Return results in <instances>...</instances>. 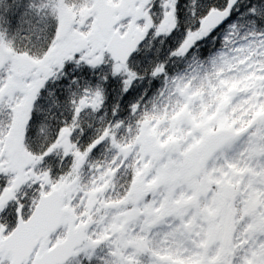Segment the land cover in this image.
I'll list each match as a JSON object with an SVG mask.
<instances>
[{
  "label": "rangeland",
  "instance_id": "obj_1",
  "mask_svg": "<svg viewBox=\"0 0 264 264\" xmlns=\"http://www.w3.org/2000/svg\"><path fill=\"white\" fill-rule=\"evenodd\" d=\"M107 1L119 8V16L128 15L129 20L116 28L123 30L121 33L130 28L142 33L151 27L148 8L138 5L123 9V0ZM57 2L59 50L49 65L53 68L51 74L46 75L45 68L37 72L39 66H34L26 57L9 54L8 44L0 47L7 51L0 50V166L4 165L3 171L0 170V179L4 182L0 198L4 192L12 191L16 202L19 201L17 191L23 187L32 183L46 187L52 182L25 147L22 150L16 144L9 145L7 131L12 127L19 135L25 134L26 125H23L28 122V112L38 91L48 77L60 70L56 63L59 57L88 56V59L97 58L100 64L111 37L100 33L95 23V0ZM169 2L170 5L165 3L166 16L159 26L160 33L171 28V19L167 16L171 15L175 0ZM218 63L220 68L215 75L181 79L177 90L153 117L140 123L141 128L134 133L136 138L130 144L116 140L111 143L114 150L110 161L83 174L85 161L82 163L78 155L75 168L84 183L76 185V179L68 184L62 179L61 184L50 188L66 191L69 196L66 206L71 210L53 241L61 240L78 225L91 222L78 255L91 257L108 252L113 261L105 259V264H234L238 249L241 251L238 263L264 264V123L260 120L264 113V49L256 55H237ZM89 103L93 105V96L89 97ZM217 120L220 128L214 130ZM213 132H221L229 141L206 166L208 169L201 170L196 149ZM61 145L56 144L55 149H62ZM68 148V153H75L73 146ZM121 169L130 171L135 180L143 183V198H136L129 211H122L116 203L109 208ZM156 191L162 195L154 204L151 201L141 205L142 200L152 197ZM239 196L247 215L251 216L247 209L252 201L259 205V210L252 220L244 218L248 222L246 226L242 219L237 223L243 228L239 237H233L234 242L230 243L231 202ZM189 201L192 202L187 209L173 213V209H182ZM152 209L159 210L161 216L156 225L150 221L155 228L147 227V223L142 225L139 220L142 212L149 220ZM219 210L227 213V229L221 242L209 249L206 233L214 225L210 217ZM159 225L163 227L157 228ZM0 232H4L1 224ZM212 237H217V232ZM79 256L69 264H79ZM3 257L0 256V264L7 263Z\"/></svg>",
  "mask_w": 264,
  "mask_h": 264
},
{
  "label": "trees",
  "instance_id": "obj_2",
  "mask_svg": "<svg viewBox=\"0 0 264 264\" xmlns=\"http://www.w3.org/2000/svg\"><path fill=\"white\" fill-rule=\"evenodd\" d=\"M36 1H11L0 7V17L6 21L11 19V27L17 34L13 40L17 54L41 60L49 54L56 24L41 8L37 15L34 14ZM165 2L156 0L148 8L151 27L142 32L143 43L126 69L117 70L106 52L97 67L76 56L63 65L56 77H50L41 86L33 101L23 140L25 150L40 158V169L50 177L52 184L45 187L32 183L17 191L19 201L15 199L2 208L0 224L4 232H0L1 239L10 234L19 215L27 218L31 214L43 190L49 192L51 186L61 184L62 179L68 184L76 179V185L84 183L82 177L78 178L75 168L78 155L86 159L82 166L85 174L110 161L114 140L130 144L141 128L140 123L153 117L177 90L181 79L215 75L222 59L229 60L248 53L256 55L264 49V0H176L171 10L172 17L167 16L171 19V28L160 33L159 26L166 16ZM212 10H229L230 17L219 29L202 37L200 24ZM120 18V25L129 20L126 14ZM28 28H32L31 33L39 35L28 37ZM24 34L27 35L25 38L19 37ZM0 45H3L2 38ZM92 96L95 107H90L92 104L84 107ZM213 127L214 130L220 128L218 120ZM63 130L72 132L70 138L75 153L65 154L64 149H56L48 154ZM117 177L115 192L119 197L125 196L133 174L121 169ZM3 188L4 182L0 179V192ZM240 256L241 253H237L234 264H240ZM3 258L8 264V257ZM105 259L104 253L81 256L79 264H105Z\"/></svg>",
  "mask_w": 264,
  "mask_h": 264
},
{
  "label": "water",
  "instance_id": "obj_3",
  "mask_svg": "<svg viewBox=\"0 0 264 264\" xmlns=\"http://www.w3.org/2000/svg\"><path fill=\"white\" fill-rule=\"evenodd\" d=\"M123 1V9H126L127 6H132L136 0ZM93 10L99 32L111 35L109 42L105 45V52L113 64L126 67L136 53L135 51L143 43V33L133 28L123 34L119 32L116 29L120 24L119 8L107 0H95ZM229 17V10H212L202 20L199 33L202 37L209 35L224 25ZM260 120L264 123V113ZM227 144L228 140L222 136L221 132L210 133L196 149L200 169H205L214 155L225 148ZM139 185H141L140 181H134L130 185L127 197L135 196L139 191ZM13 199L12 191L4 192L1 203L7 205ZM66 200L67 193L61 188L40 195L28 220L18 217L17 225L13 231L0 240V256H8L10 259L8 264H28L36 249L41 247L42 253L35 258L33 264H68L74 258L75 250L81 248L86 242L90 222L80 224L69 232L64 240L58 242L52 249H47L52 236L62 228L65 219L70 216L71 210L66 206ZM257 210H259V205L252 201L248 212L256 213ZM215 242L216 238L211 235L207 247H212Z\"/></svg>",
  "mask_w": 264,
  "mask_h": 264
},
{
  "label": "flooded vegetation",
  "instance_id": "obj_4",
  "mask_svg": "<svg viewBox=\"0 0 264 264\" xmlns=\"http://www.w3.org/2000/svg\"><path fill=\"white\" fill-rule=\"evenodd\" d=\"M13 2V1H15V0H0V7H5V6H7L8 5V3L9 2ZM58 0H38V1H36V5H37V9H35L34 10V14H36L37 15V13H38V10L41 8V11L44 13L45 12V14H47V15H49L48 16V18H49V20H51V21H54L55 22V24H56V27L54 28V32H55V38H54V40L52 41V43H50V45H49V51H48V55H45V57L44 58H41V60H35V59H31V58H27L28 59V61L29 62H31V63H33V65L34 66H39V69L37 70V72H39L40 71V69H43V68H45V70L46 71H44V72H46L45 74L47 75V74H51V72L53 71V68L51 67V66H49L50 65V63L52 62V59L54 58V56L53 55H56V54H54L55 52H56V50L58 51L59 50V45H58V43L56 42L57 41V39H58V37L60 36V35H58L59 33H58V24H59V17H58V8H57V6L56 5H58L57 2ZM154 3H156V0H136L135 1V3L131 6V8H134L135 6H138V5H141V7L142 8H149L151 5H153ZM165 3H167V4H171V2H169V0H166V2ZM175 3H176V0H175ZM175 5V4H174ZM4 10H6V9H4ZM130 10H132V9H130ZM129 10V11H130ZM95 14V13H94ZM170 17H172V14H171V16ZM119 19H120V21H121V18H120V16H119ZM29 21H32L33 19H28ZM37 22V21H36ZM31 30H32V28H28V37H30V36H33V35H35V36H38L37 35V33H35V34H33V33H31ZM200 34V33H199ZM144 35V34H143ZM201 35V34H200ZM25 36H27L26 34H24V35H20L19 37H23V38H25ZM202 36V35H201ZM0 38H2V40H3V45H6V44H8L9 45V54H17V52H16V46H15V44H14V42H13V40H15L16 38H17V34H15L14 33V30H13V28L11 27V19L9 20V21H6V20H4V19H2L1 17H0ZM195 38V37H194ZM193 38V39H194ZM47 41H45L44 43H46ZM45 45V44H44ZM0 47H1V45H0ZM46 47H48V45H46ZM0 50L1 51H5V52H7L6 51V49H4V48H0ZM72 59H74V57L72 58V56H69V57H66L65 55H64V58H60L59 57V59H57V61H56V63H57V65L59 64V68H57V69H60V70H58L55 74H53L52 76H50L51 78H53V77H56L61 71H62V69L64 68V66L63 65H65V63L67 62V61H70V60H72ZM98 59H100V58H98ZM83 61H86L89 65H91V66H95V67H97L98 66V62H97V58H91L90 57V59H88V56H86V57H84L83 58ZM54 62V61H53ZM112 63V62H111ZM116 68H118V69H120L122 66H120V65H115V64H113ZM128 66V65H127ZM127 66L126 67H123V68H127ZM34 71V70H33ZM50 77H48L49 79H50ZM47 78V80H49ZM46 80V81H47ZM46 83V82H45ZM44 83V84H45ZM95 97V101H96V95L94 96ZM93 97V98H94ZM92 103H85L83 106L84 107H87V106H90ZM95 107V103H93V105H91L90 107ZM31 111H32V109H31ZM31 111L30 112H28V119H29V115H30V113H31ZM27 124V122H25L24 123V125H23V127H25V125ZM11 129V130H10ZM10 131L8 130L7 131V133H8V137H7V142L9 143V145L10 144H16V148H19V149H25L24 148V134H22L21 135V133H20V135L16 132V130H14V128H12V127H10ZM71 135H72V132L71 131H69V130H63L60 134H59V136H58V138H57V141H56V143H55V145L54 146H52V148L48 151V154H50V153H52L54 150H56L55 149V146H56V144H58V143H60V144H62L61 145V147H62V149H64L65 150V154H70V153H68V152H70V150H69V148L68 147H72L73 146V144H72V142H71ZM222 136L224 137V138H226L227 139V137H225L223 134H222ZM228 140V139H227ZM229 141V140H228ZM70 142V143H69ZM69 144V145H68ZM71 144V145H70ZM9 145H7L8 147H9ZM62 149H57V150H62ZM67 150V151H66ZM69 150V151H68ZM220 152V151H219ZM29 153V152H28ZM158 153V152H157ZM31 156H30V158H33V160H35V162L36 163H39V157H37V156H35V155H32L31 153H29ZM218 154V153H217ZM217 154H215L214 155V157H216L217 156ZM157 155H159V154H157ZM1 157L2 158H4V153L2 152V154H1ZM78 157V156H77ZM76 157V158H77ZM213 157V158H214ZM81 158H82V156H81ZM212 158V159H213ZM183 159L184 158H180V160H182L183 161ZM212 159L210 160V161H212ZM77 160H78V158H77ZM197 160H198V157H197ZM0 161H1V159H0ZM84 161H86V159L85 158H82V163L84 162ZM210 161H209V163L207 164V166H209L210 165ZM29 162V161H28ZM199 166V165H198ZM3 168H4V165L3 164H1V166H0V170H2L3 171ZM6 168H7V166H6ZM206 170L208 169V167H206L205 168ZM202 170V169H201ZM1 171V172H2ZM134 175V174H133ZM134 181H140L141 182V185H143V183H142V181L141 180H135V176H133L132 177V179H129V183H128V186L126 187V192H125V196H121V197H119L118 195V193L117 192H115V189H114V192L111 194V196H110V199H109V205H110V207L109 208H112V207H114V204L116 203L117 205H120L119 207H121L123 210L122 211H129L130 209H132L133 208V206H134V201H135V199L136 198H140V199H142L143 197L141 196V195H143V189L141 190V185H139L140 187H139V191H138V193L135 195V196H132V197H127L128 196V192H129V189H130V185L134 182ZM200 181L201 180H199V178L197 179V182H199L200 183ZM161 190V189H160ZM50 192V191H49ZM49 192H47V193H44V194H48ZM159 191H156V194L154 193L153 194V196L152 197H146L144 200H142V202H141V205H142V203L145 205V204H150V202L152 201L153 202V204L160 198V195H162L161 193H158ZM164 194V193H163ZM3 196V195H2ZM2 196H1V198H0V216H1V211H2V208L3 207H6V206H8L9 204H11L12 203V201L9 203V204H7V205H2ZM40 197V196H39ZM38 200H39V198H38ZM198 201V198L196 199V200H194L193 202H197ZM38 202V201H37ZM190 202H192V201H189V202H187L186 204H185V207H183L182 209H173L174 211H173V213H176V212H181V210H184V209H187L188 207H189V204H190ZM250 203H252V202H250ZM37 204V203H36ZM231 204H232V207H233V217H232V219H231V221L229 222V223H233V225H232V236L230 237V243L233 241L234 242V240H233V237H236V239L239 237V234H240V230L243 228V227H241V226H239V224H240V220L242 219V221L244 222L243 224L246 226L247 225V220H245L244 218H246V216L249 218V220H252V216L254 215V213H249V214H251V216H249V215H247V213L245 212V210H244V208H242L241 206V198H240V196H239V199L238 198H236V200L234 199V201H232L231 202ZM140 205V206H141ZM158 205H159V203H158ZM188 205V206H187ZM36 206V205H35ZM249 207V206H248ZM35 208V207H34ZM34 210V209H33ZM32 210V211H33ZM235 210V211H234ZM241 210V211H240ZM31 211V214L33 213ZM240 211V212H239ZM247 211H248V209H247ZM258 212V211H257ZM150 215H148V218L149 217H151V218H149V220L147 219V217H146V215H144V213L142 212L141 214H140V217H139V220H140V223L143 225L144 223H147V224H149L147 227H150V225L151 226H154V228L156 227L155 225L157 224V223H159L160 222V219H161V216H160V213H159V210H157V211H154L153 209L152 210H150ZM217 214L215 215V216H211L210 218L214 221L213 223H214V225H213V229H215V231L212 229V228H210V230H209V233H206L207 235H206V237H207V242H208V239H209V237L212 235L213 236V232H217V237H215L216 238V242L214 243V244H218V243H220L221 242V239L223 238V236L225 235V232H226V227H227V222H228V220L226 219V211L224 210H219V212H216ZM31 214L27 217V218H24L22 215H19L18 217H22V218H24V220H28V218L31 216ZM123 216L125 215L124 213L122 214ZM154 216H155V218H154ZM4 218H5V216H3ZM18 217L16 218V222H17V219H18ZM166 220H168V218H167V216H166V218H165ZM1 220H2V218H0V222H1ZM149 221V222H148ZM150 221L152 222V223H154V224H150ZM7 222H8V220H7ZM237 223H239V224H237ZM242 223V222H241ZM16 225H17V223H16ZM16 225H15V227H16ZM162 225V224H161ZM79 226V225H78ZM14 227V228H15ZM63 227V226H62ZM90 227H91V222H90ZM163 226H157V228H162ZM13 228V229H14ZM76 228V227H75ZM74 228V229H75ZM62 229V228H61ZM60 229V230H61ZM73 229V230H74ZM13 231V230H12ZM11 231V232H12ZM72 231V230H71ZM70 231V232H71ZM110 231V228L108 229V232ZM10 232V233H11ZM58 232H59V230H58ZM57 232V233H58ZM107 232V233H108ZM57 233H55L53 236H52V238H51V240L49 241V245H48V248L47 249H52L53 247H54V245H56L58 242H61L62 240H64V238H62L61 240L60 239H57L56 241L54 240L53 241V239H54V236L57 234ZM110 233V235H112V232H109ZM88 234V233H87ZM87 238V237H86ZM3 239V238H2ZM53 241V242H52ZM85 244V243H84ZM84 246V245H83ZM82 246V247H83ZM214 246V245H213ZM82 247L81 248H79L78 250H75L76 251V253H75V255H74V258H78V252L79 251H81V249H82ZM210 248H212V247H209V249ZM118 251V250H117ZM239 252H241L240 251V249H238V251L237 252H235L236 253V255H235V257H237V253L238 254H240ZM42 253V249H41V247H39L38 249H36V251L34 252V255H33V257H32V259H31V262H29L28 264H33V262H34V260H35V258L37 257V256H39L40 254ZM5 257V256H4ZM8 257V256H7ZM6 257V258H7ZM80 257L81 256H79V259H80ZM106 257H107V259L106 260H111L113 257H112V254H110V253H106ZM8 259H9V257H8ZM238 259V258H237ZM9 261H10V259H9ZM112 261H113V259H112ZM71 262V261H70ZM69 262V263H70ZM68 263V264H69Z\"/></svg>",
  "mask_w": 264,
  "mask_h": 264
}]
</instances>
